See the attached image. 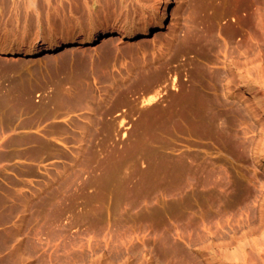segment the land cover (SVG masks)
I'll use <instances>...</instances> for the list:
<instances>
[{
	"label": "rangeland",
	"instance_id": "obj_1",
	"mask_svg": "<svg viewBox=\"0 0 264 264\" xmlns=\"http://www.w3.org/2000/svg\"><path fill=\"white\" fill-rule=\"evenodd\" d=\"M158 3L0 0V264H214L264 238V0H171L142 39L1 53ZM32 133L56 156L13 161Z\"/></svg>",
	"mask_w": 264,
	"mask_h": 264
},
{
	"label": "bare ground",
	"instance_id": "obj_2",
	"mask_svg": "<svg viewBox=\"0 0 264 264\" xmlns=\"http://www.w3.org/2000/svg\"><path fill=\"white\" fill-rule=\"evenodd\" d=\"M170 2L171 0H159V3L157 4L155 9V14H153L149 18L148 22L143 27L134 26V25L127 27L122 24H115L111 27L110 30H107L106 28L103 27H97L89 35L79 34L76 37L69 39H55V41H51L50 43L39 40L38 42H36V44L32 46L30 45L26 48L18 46L19 48H17L16 50L5 49L2 50L1 53L14 54L17 56H29L39 52L54 51L60 47L71 48V46H74L76 44L77 45L92 44L98 40L109 41L116 38H125L126 40L129 41L130 39L136 37H140L142 39L148 36L150 33L157 31L158 29L164 26L167 17L168 8L170 6ZM251 239L252 238H250V240ZM250 240L248 241L243 240V241L249 243ZM233 244L234 242L232 243V245ZM242 244H244V242L243 243L241 242V245ZM236 245L230 247L231 249L221 248L222 250L218 251L217 256L214 257V259L212 256L214 264H264V256L263 257L261 256L262 252H264V238L263 239L254 238V240L248 244L249 250L246 249L245 245L242 246H238V245L236 246Z\"/></svg>",
	"mask_w": 264,
	"mask_h": 264
},
{
	"label": "crops",
	"instance_id": "obj_3",
	"mask_svg": "<svg viewBox=\"0 0 264 264\" xmlns=\"http://www.w3.org/2000/svg\"><path fill=\"white\" fill-rule=\"evenodd\" d=\"M22 135V134H20ZM12 136L11 140L13 142H18L14 145L9 146V149L13 150L15 155L13 156V161L16 162H31L39 164L49 157L54 158L56 156V151H49V149L42 143L41 133H32L30 138L22 140L19 142V136Z\"/></svg>",
	"mask_w": 264,
	"mask_h": 264
}]
</instances>
